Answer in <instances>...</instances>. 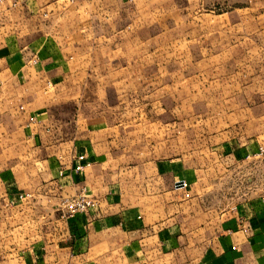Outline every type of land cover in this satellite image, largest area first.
<instances>
[{
  "label": "crops",
  "instance_id": "obj_1",
  "mask_svg": "<svg viewBox=\"0 0 264 264\" xmlns=\"http://www.w3.org/2000/svg\"><path fill=\"white\" fill-rule=\"evenodd\" d=\"M53 1L0 0V264H264V134L223 144L215 170L130 143L88 101L105 94L95 53L47 30ZM225 173L248 194L225 201ZM80 188L95 205L69 215Z\"/></svg>",
  "mask_w": 264,
  "mask_h": 264
},
{
  "label": "rangeland",
  "instance_id": "obj_2",
  "mask_svg": "<svg viewBox=\"0 0 264 264\" xmlns=\"http://www.w3.org/2000/svg\"><path fill=\"white\" fill-rule=\"evenodd\" d=\"M53 3L47 30L67 42L75 36L83 51L95 53L92 75L105 94L88 101L101 104L113 127L128 130L130 143H155L161 157L215 170L219 159L211 153L223 144L264 134V0ZM120 48L127 49L129 82L122 87L113 83L119 66L109 69L120 56L110 51ZM121 110L141 116L121 119ZM225 176L218 185L225 201L248 194L247 182L238 189Z\"/></svg>",
  "mask_w": 264,
  "mask_h": 264
},
{
  "label": "built area",
  "instance_id": "obj_3",
  "mask_svg": "<svg viewBox=\"0 0 264 264\" xmlns=\"http://www.w3.org/2000/svg\"><path fill=\"white\" fill-rule=\"evenodd\" d=\"M20 0H14L12 6H16ZM58 2H66V3H74L78 0H56ZM79 163L74 167L73 171L77 174L83 171L84 165L80 163V161L84 160L83 156H79L77 158ZM257 160L264 161V146L259 148V152L256 157ZM62 174V173H61ZM178 187H185V184L179 183L177 184ZM95 203L92 197L86 192L85 188H80L75 194L71 197L66 198L62 204L61 209L65 210L69 215H80L84 214L90 209L94 207Z\"/></svg>",
  "mask_w": 264,
  "mask_h": 264
}]
</instances>
